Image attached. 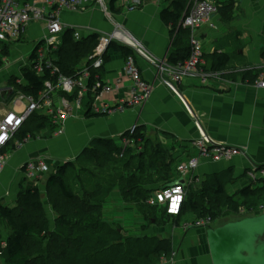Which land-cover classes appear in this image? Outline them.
Returning a JSON list of instances; mask_svg holds the SVG:
<instances>
[{"label": "crops", "instance_id": "obj_1", "mask_svg": "<svg viewBox=\"0 0 264 264\" xmlns=\"http://www.w3.org/2000/svg\"><path fill=\"white\" fill-rule=\"evenodd\" d=\"M228 1L222 0V3ZM112 2L113 0H105L106 10L92 6L79 13H64L63 24L68 29L78 31L83 40L91 35L109 34L116 25H120L143 45L146 53L158 64H167L174 50L171 47L170 29L160 18L161 12L169 7L166 0H154L134 12H128L119 0L116 4L117 8L122 9L119 14L111 12ZM237 5V16L225 29V21L219 19L218 14L197 33L203 50L204 46L208 48V52L204 54L223 52L230 55V64L222 75L225 82H210L207 86H201L194 81L185 80L178 86L177 92H173L160 85L157 67L138 57L143 78L155 85L146 104L122 115H87L85 119L68 121L63 136L56 135L53 138V132L45 128L40 132L42 138L40 136L20 142L16 140L15 143L13 141L9 145L10 149L5 151L7 166L0 176V200L13 197L15 202L22 190L37 187L46 198L43 178L34 182L25 177L23 166L28 161L45 159L48 164L58 168L67 162L78 160L96 140H113L121 145V138L134 124L139 125V130L146 138L161 142L168 149L175 146V150L177 144L188 143L203 135L221 144L241 149L243 156H237L230 162L203 163L195 175L206 178L232 171L231 190L238 189L236 193H239L249 187L251 182H245L248 179L246 172L252 166L264 165V89L257 83H244L243 77L246 72L264 68V0H240ZM221 27L223 31L219 30ZM45 34L44 23L31 24L19 42L21 44H18L17 51L20 52V45L28 43V40L36 44ZM115 47L109 51V59L100 72L101 78L108 82L116 81L123 73L125 56ZM16 72V66L6 68L5 64L0 67V74L6 75L0 80V117L14 110V96H7L2 91L9 83H13L12 77ZM129 88L130 83L125 81L123 89L107 100L116 103L119 98L126 96ZM164 134L169 137L166 138ZM139 149L142 150V147ZM134 154L135 151H131V156ZM46 203L47 210L50 211L52 207L48 201ZM106 204L109 206L105 207ZM106 204L105 212H114L118 208L124 213L128 211L119 189L110 194V200L107 199ZM181 219L185 221L182 228L167 226L163 230L153 231L156 234L168 233L167 238L172 239L173 251L177 253L173 264H213L207 241L208 230L190 226L195 221L191 213ZM184 225L188 227L184 228Z\"/></svg>", "mask_w": 264, "mask_h": 264}, {"label": "trees", "instance_id": "obj_2", "mask_svg": "<svg viewBox=\"0 0 264 264\" xmlns=\"http://www.w3.org/2000/svg\"><path fill=\"white\" fill-rule=\"evenodd\" d=\"M118 1L113 0L111 4V12L114 14H119L122 10L116 7ZM166 2L169 7L161 12L160 18L170 29L171 47L174 50L168 58V64L177 66L184 63L191 53V33L180 26L189 0H166ZM237 11V4L226 2L219 9L218 14L222 20L231 21ZM74 34V30L65 31L62 47L55 61L61 73L69 77L74 76L91 56L100 38L99 35H91L81 42H76ZM115 49H120L125 58L134 54L126 47H115ZM203 57L206 71L222 74L231 61L230 55L223 52L204 54ZM263 75L264 68L246 72L243 82L256 84ZM24 79L29 86L17 85V92L36 96L43 89L45 79L38 77L31 70L24 72ZM14 84L13 82L12 85ZM47 122L45 118L34 115L14 138L19 140L29 136L35 138L37 133L46 128ZM132 139L135 142L134 146L142 147L144 150L135 157L127 151L121 159V145L113 140L104 139L94 141L92 146L83 152L82 156L90 155L88 165H92L96 170H104L110 165L109 169L116 174L110 180V184L107 183L108 188H99V193H89L85 188L81 194L75 193L67 180L68 173L75 169L76 162H67L48 176L46 198L37 187L32 190H22L14 207L0 204V251L4 260L1 261L6 264H162V258L170 259L173 252L170 240L146 238L129 240L125 243L122 237H116L118 232L109 230L108 235L105 234L108 227L104 220V205L114 188L119 189L124 203L135 206L145 217L157 222L159 207H151L147 204L148 198L154 192L148 187L157 185L161 181L164 186L157 189H162L175 182L173 178V166L176 161L173 153L175 146L170 153L167 145L161 142H157L159 147L155 148L154 142L146 138L140 130ZM9 145L5 151L10 149ZM131 149L136 148L128 150ZM262 167L264 168V165ZM231 174L232 171H229L228 174L221 176H211L209 181L207 179L200 181L202 200L199 202L193 198L188 199L184 204L182 215L175 218V223H179L181 217L189 213L193 214L196 220L208 219L213 222L224 210L238 215H242L243 210L245 214L255 213L256 215L251 216H259L260 208L264 205V184L261 187L260 184L264 182L250 185L239 192L237 196L242 200V205H239L235 202V197L226 192V185L230 178L232 180ZM157 177L159 180L156 179ZM44 199H47L57 216L55 232L49 230L50 222L43 209ZM163 211L165 210L160 208V214ZM168 218L173 217L168 216ZM161 219L167 221L163 215L159 218ZM1 223L8 229L5 249L1 248L4 230ZM158 223L161 224L159 221ZM112 242L119 246L116 250H113L116 244L110 246Z\"/></svg>", "mask_w": 264, "mask_h": 264}, {"label": "built area", "instance_id": "obj_3", "mask_svg": "<svg viewBox=\"0 0 264 264\" xmlns=\"http://www.w3.org/2000/svg\"><path fill=\"white\" fill-rule=\"evenodd\" d=\"M153 1L121 0V3L128 12H134ZM238 1L240 0L228 2L237 4ZM92 6L107 9L105 0H0V67L5 64L6 68L21 64L20 61L13 65L10 61L4 63L7 59L3 58L10 55L13 48L21 44L19 42L31 24L46 25V34L35 44L29 58L31 61L29 70L45 79L43 89L36 96L17 92V85L29 86L24 79V74L21 73L22 66H20V74L12 77L15 84H9L2 91L3 94L14 96L15 107L14 110L0 117V137H3L0 139V176L7 166L6 148L34 115H39L48 121L46 130L63 136L65 124L68 121L85 119L87 115H122L144 106L151 97L155 85L143 78L137 62L138 57L157 67L160 85L173 92H177L178 86L185 80L194 81L201 86H207L210 82H225L222 73L205 70L203 45L197 35L203 26L210 24L213 17L218 15L219 9L223 6L222 0H189L180 24L191 33V53L184 63L177 66H171L168 62L158 64L146 53L137 39L120 25H116L113 32L100 36L93 53L74 76L62 74L55 65L64 33L68 30L63 24L62 16L67 12L79 13ZM74 32L75 41H83L80 33L75 30ZM115 46L129 48L134 54L125 58L122 75L116 81L108 82L101 78L99 71L101 72L105 67L109 51ZM125 81L130 83L126 96L119 98L114 104L109 102L107 98L122 90ZM257 85L264 89V75ZM138 130L139 125L134 124L121 138V159L124 158L128 149L134 148L135 142L132 137ZM28 139L31 137L26 138ZM243 155L241 149L221 144L206 135L188 143H180L174 152L176 160L174 173L177 174L174 180L183 179L185 186L156 189L148 198L147 204L151 207L163 208L173 218L181 216L187 198V183L188 181L200 183L201 180L195 172L201 164L230 162L235 157ZM51 167L53 166H50L45 159H36L28 161L23 166V170L26 178L36 182L47 175ZM246 175L251 183L264 182L262 166H252ZM260 210L264 213V205ZM241 213L244 214V211L242 210ZM211 223L208 219H195L190 226L206 229ZM6 247L7 235H3L1 248ZM176 255V251H173L170 259L162 258V264H173ZM2 256L0 251V264H6L1 261Z\"/></svg>", "mask_w": 264, "mask_h": 264}, {"label": "rangeland", "instance_id": "obj_4", "mask_svg": "<svg viewBox=\"0 0 264 264\" xmlns=\"http://www.w3.org/2000/svg\"><path fill=\"white\" fill-rule=\"evenodd\" d=\"M238 6V5H237ZM220 16V15H219ZM235 16H237V14L234 15L233 19L231 21H225L223 25H225L224 29L226 28L227 25H229L230 23H232V21L235 19ZM219 19L221 17H218ZM220 21V20H219ZM222 27L219 28V30L223 31L224 30ZM35 43L28 40V43L22 44L20 45V47L22 48V50L20 52L17 51L18 46L15 48H13L12 52L10 55L5 56L3 59L6 60L8 59V61H10V64L13 65L19 61H22L21 64L16 66L17 72L16 74H20V66H22L21 69V73L24 74V72H26L27 70H29V66H31V61H30V55L34 49ZM16 50V52H15ZM25 50L28 52H30L29 54H27L28 52L25 53ZM204 53L208 52V48L204 46ZM22 53V54H21ZM23 54H27V56H24ZM27 57V58H25ZM4 63H7V61H4ZM6 76L5 74H0V80L3 79V77ZM24 76V75H23ZM2 82V81H1ZM8 96V95H7ZM1 99H0V103H1ZM2 106H0L1 108ZM48 128V125H46V129ZM45 129V128H44ZM49 134V133H48ZM42 138V134L37 133L36 137H40ZM53 138H55V134H53ZM157 136V135H155ZM17 141H22L19 140L18 138H14L12 140L13 143H15ZM154 140V139H153ZM11 142V144H12ZM180 144L176 145L177 146ZM153 146L155 148L159 147V145L157 144V142H154ZM134 148L136 149H131L128 151V153L131 155V151H135V154L133 157L137 156L138 154H142L144 152V150H140L139 148H137L136 146H134ZM169 153L170 150L172 152L173 148H169ZM176 150V149H175ZM175 150L173 151V153L175 152ZM9 152L11 153V151L9 150ZM90 155L88 156L87 154H85L84 156H82L78 161L76 159L75 164V169L70 170L68 173V180L67 183L70 184V186L73 188L75 193H82L84 191L89 192V193H99V188L101 189H105L108 188L107 187V183L110 184V180L113 178L114 175L113 172H111V168L110 165L106 167V169H99L96 170L95 167H93L92 165H88V159H89ZM139 160H137L138 162ZM51 166V165H50ZM174 167V166H173ZM57 169V167H51L50 172L45 175L43 178V184L45 185L48 179V176L55 172ZM114 171V170H112ZM114 173H116L114 171ZM177 176L176 173L173 172V178H175ZM201 181H204L203 177H200ZM210 177H206L205 179H209ZM157 180H159V178H156ZM231 179V178H230ZM229 179V183L226 185V192L227 194L230 193V196L235 197V202L238 203L239 205H242V200L240 199L239 196H237L238 193L236 189H232L230 183L231 180ZM209 181V180H208ZM207 181V182H208ZM160 183H158L157 185L152 186V190L153 189H157L159 187L164 186V183L159 181ZM245 182L250 183L251 181L248 180L247 178L245 179ZM264 183L260 184L263 185ZM251 185H255L254 183H251ZM201 184L199 183H195L192 182L190 183L188 181L187 186H186V191H187V198H186V202L188 199H195L196 201H201L202 200V190L200 188ZM231 187V188H230ZM45 190L46 185H45ZM114 190H118V188H114ZM112 191V192H113ZM237 196V197H236ZM110 200V197L108 198ZM14 198L11 197L10 199L7 198L6 200L2 201L0 200V204L2 205H6V206H11L14 207L16 205V200L15 202L13 201ZM45 200V199H44ZM47 200V199H46ZM46 200L44 201V211H45V215L47 216L49 222H50V232H55L56 230V214L54 213L53 209L51 208V212L47 210V203ZM13 201V202H12ZM109 204V201L108 203ZM105 205V207L109 206V205ZM124 206L128 208L127 212H122V209L118 208V210L114 211V212H104V220L107 223V227L108 230L105 233L106 235H108L109 230H112L114 232H118V235H116V237H122L123 241L126 243L129 240H141V239H146V238H156L157 240H170L172 241V239H168V233L165 232H161L160 234H156L153 231L157 230V229H164L167 226L171 227V228H176V227H183V224L185 223L184 219H181L179 221V223H175V218H168V214L166 213V211H163V213L160 214V208H158V214H159V218L163 215V217L167 220L166 222H164L162 219L158 221L161 222V224L159 225L158 221L155 222L154 220H150L149 218L145 217L142 213L139 212V210L132 205H127L126 203H124ZM233 211V210H232ZM187 214H185L184 216H186ZM251 215H256L255 213H251ZM183 216V218H184ZM249 214H243L242 215H238L235 212H228V210H224L222 212V214L220 215V217H218L216 220H214L209 226L208 228H206V230L209 229H215L218 228L220 226H223L231 221H238L241 220V218H248ZM2 229H4L2 231V236L3 235H7L8 234V229L6 228V226H4V224L1 223ZM187 228L188 226L184 225V228ZM151 231V233H150ZM154 233V234H152ZM116 243L112 242L110 244V246H114ZM173 245V244H172ZM119 246L116 244L115 247H113V250H116Z\"/></svg>", "mask_w": 264, "mask_h": 264}, {"label": "water", "instance_id": "obj_5", "mask_svg": "<svg viewBox=\"0 0 264 264\" xmlns=\"http://www.w3.org/2000/svg\"><path fill=\"white\" fill-rule=\"evenodd\" d=\"M182 185L180 179L167 187ZM213 264H264V214L207 231Z\"/></svg>", "mask_w": 264, "mask_h": 264}, {"label": "snow or ice", "instance_id": "obj_6", "mask_svg": "<svg viewBox=\"0 0 264 264\" xmlns=\"http://www.w3.org/2000/svg\"><path fill=\"white\" fill-rule=\"evenodd\" d=\"M10 122V121H9ZM0 139H3V137H0ZM177 199H179L178 197H177Z\"/></svg>", "mask_w": 264, "mask_h": 264}]
</instances>
